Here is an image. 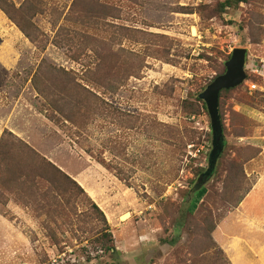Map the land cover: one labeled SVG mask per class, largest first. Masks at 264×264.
<instances>
[{"label":"rangeland","instance_id":"obj_1","mask_svg":"<svg viewBox=\"0 0 264 264\" xmlns=\"http://www.w3.org/2000/svg\"><path fill=\"white\" fill-rule=\"evenodd\" d=\"M86 1L0 0V138L12 133L73 179L103 212L117 254L92 249L89 231L103 224L86 200L57 196L46 214L44 198L0 185V264H228L210 231L253 187L264 214V0L220 15L221 0H95L111 8L99 31L73 22ZM3 10L30 23L36 42ZM237 48L247 51L246 80L222 100V158L195 183L210 121L183 103ZM99 54L110 56L106 92L87 82ZM42 60L102 97L78 128L38 94Z\"/></svg>","mask_w":264,"mask_h":264},{"label":"trees","instance_id":"obj_2","mask_svg":"<svg viewBox=\"0 0 264 264\" xmlns=\"http://www.w3.org/2000/svg\"><path fill=\"white\" fill-rule=\"evenodd\" d=\"M248 1L249 0H221L216 3L214 11L216 12V15H220L227 9H236L240 4H247ZM110 9L111 8L107 4H99L95 0H88V2L86 1L83 3V7L79 8L78 11L75 9V13L78 14V17L75 20L73 19V22L75 24H77L76 22H81V26L90 30L99 31L100 27L104 26L99 24L101 20L99 19V16H109L111 12ZM3 11L7 14L11 21L16 23L17 27L26 38L32 42H36V38H34L31 33L32 26L30 23L16 19L10 14L8 10ZM64 31V26L59 27L57 30V36H59V34ZM85 37L88 38V35H85ZM55 44L60 46V41H55ZM109 57L110 56L108 54L98 55L100 68H97L96 71L93 72L95 77L90 76V79L87 80V82H91V87H94L98 91L106 92L107 89L112 85V80H114L111 79V75L113 74L111 70H108L105 74H102L104 73L103 68H101L102 62L104 59H108ZM125 64L126 63L123 64L121 70L127 72ZM43 67V72L38 74ZM37 75H41L39 79L40 84L37 90L39 92L38 94L44 95L48 105L60 116H62L63 122L70 124L73 127L78 128L79 125L81 126V123L93 114L94 109L96 108V101H101L102 97L98 96L95 90H90L86 88V86L75 81V74L66 72L62 69L56 70L50 66L46 67L45 60L41 61V66H38L34 76L32 77L33 83ZM119 78L121 79L122 77L120 76ZM233 90L234 89L223 90L219 93L218 114L222 129V100L226 99ZM197 95V93L191 95V97H189L188 100L184 101L183 103L184 108L188 106L190 109L188 116L190 117L197 115L199 113V107L208 116L205 104L198 99ZM191 141H193V139L189 137L187 142L189 143ZM224 148L225 144L223 145L222 152L219 154L216 160L214 168H212V165L209 163L210 153L208 154L207 168L204 171H199V173L195 174V183H199L201 177L205 181H208L215 175L219 166V161L222 158ZM241 166L242 165H240V169ZM206 172H209L208 177L205 176ZM0 185L11 188V190H13L15 185H21L23 186V192L26 193L27 190H30L29 194L26 193L28 198L36 201L37 203H40L44 198L43 200H46L47 204L40 205V208L43 210L48 207H54V209L57 211V206H55L56 202L54 203V200L57 196L62 197L65 202L66 195H68L69 199H71V197H80L82 198V201L86 200L90 204V214H96L98 220L103 224V227L89 231V234L94 237L91 240L92 249L100 251L103 255L106 253H110L112 255L117 254L103 212L87 197L83 189L73 179L64 174L51 162L35 152L31 147H29V145L23 143L8 131H4L0 138ZM45 213L49 214L50 211L46 209ZM215 227L210 231L211 234ZM221 254L226 258L228 264H230L225 254L220 250V255ZM87 260L89 261L90 259L87 258Z\"/></svg>","mask_w":264,"mask_h":264},{"label":"crops","instance_id":"obj_3","mask_svg":"<svg viewBox=\"0 0 264 264\" xmlns=\"http://www.w3.org/2000/svg\"><path fill=\"white\" fill-rule=\"evenodd\" d=\"M257 186H261L260 183ZM256 187L222 219L211 236L230 264H264L263 201Z\"/></svg>","mask_w":264,"mask_h":264},{"label":"water","instance_id":"obj_4","mask_svg":"<svg viewBox=\"0 0 264 264\" xmlns=\"http://www.w3.org/2000/svg\"><path fill=\"white\" fill-rule=\"evenodd\" d=\"M246 53V49L243 48L232 50L229 59L224 63V72L215 76L198 95V99L205 104L210 120L211 151L209 163L212 168H214L224 145L223 129L218 114L219 93L223 90L235 89L246 80Z\"/></svg>","mask_w":264,"mask_h":264},{"label":"flooded vegetation","instance_id":"obj_5","mask_svg":"<svg viewBox=\"0 0 264 264\" xmlns=\"http://www.w3.org/2000/svg\"><path fill=\"white\" fill-rule=\"evenodd\" d=\"M208 175H209L208 172H206L205 176L208 177ZM201 179H202V178H200V181H201Z\"/></svg>","mask_w":264,"mask_h":264},{"label":"built area","instance_id":"obj_6","mask_svg":"<svg viewBox=\"0 0 264 264\" xmlns=\"http://www.w3.org/2000/svg\"><path fill=\"white\" fill-rule=\"evenodd\" d=\"M255 73H256V71H255Z\"/></svg>","mask_w":264,"mask_h":264}]
</instances>
